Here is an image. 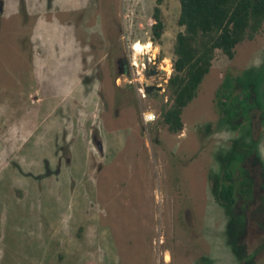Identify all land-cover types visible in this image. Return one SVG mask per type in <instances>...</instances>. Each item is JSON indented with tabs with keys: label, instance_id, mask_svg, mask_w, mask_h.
I'll list each match as a JSON object with an SVG mask.
<instances>
[{
	"label": "rangeland",
	"instance_id": "374dc122",
	"mask_svg": "<svg viewBox=\"0 0 264 264\" xmlns=\"http://www.w3.org/2000/svg\"><path fill=\"white\" fill-rule=\"evenodd\" d=\"M154 6L3 0L0 264H264V28L217 56L171 134L180 4L164 0L156 42ZM144 48L164 74L119 70ZM226 176L233 207L217 198Z\"/></svg>",
	"mask_w": 264,
	"mask_h": 264
},
{
	"label": "trees",
	"instance_id": "16d2710c",
	"mask_svg": "<svg viewBox=\"0 0 264 264\" xmlns=\"http://www.w3.org/2000/svg\"><path fill=\"white\" fill-rule=\"evenodd\" d=\"M163 2L155 0L153 42L159 41L164 31ZM179 4L180 31L173 45L172 74L166 83L169 102L160 112L161 123L171 134L183 132V112L198 96L217 56L233 59L236 47L254 40L264 28V0H179ZM217 198L226 206H234L235 187L229 176Z\"/></svg>",
	"mask_w": 264,
	"mask_h": 264
},
{
	"label": "flooded vegetation",
	"instance_id": "af4514ba",
	"mask_svg": "<svg viewBox=\"0 0 264 264\" xmlns=\"http://www.w3.org/2000/svg\"><path fill=\"white\" fill-rule=\"evenodd\" d=\"M3 10V0H0V13H2ZM134 48V47H133ZM151 50V49H150ZM144 56H146V61H143ZM152 56V57H151ZM138 61H142L141 66L137 65ZM118 68L121 72H128L133 66H136L137 73H142L145 76V73L151 72L153 70L158 71V57H154V55L150 54V56H147L145 53H141L138 55V57H135V61L133 60L130 53L128 54L125 52L122 56H120L116 61ZM141 71V72H138ZM160 75H155L152 77L145 76V79L149 78H155L159 77ZM157 85L154 83L147 84L144 87L145 97L151 93H154L156 90L151 89V87H156ZM158 87V86H157ZM166 256H164V260L166 261Z\"/></svg>",
	"mask_w": 264,
	"mask_h": 264
},
{
	"label": "built area",
	"instance_id": "2783aa9c",
	"mask_svg": "<svg viewBox=\"0 0 264 264\" xmlns=\"http://www.w3.org/2000/svg\"><path fill=\"white\" fill-rule=\"evenodd\" d=\"M140 94L142 97H145V92H144V89H140L139 90ZM156 119V116L149 112V111H146V112H142V120L144 123H149V122H152Z\"/></svg>",
	"mask_w": 264,
	"mask_h": 264
},
{
	"label": "water",
	"instance_id": "95a60500",
	"mask_svg": "<svg viewBox=\"0 0 264 264\" xmlns=\"http://www.w3.org/2000/svg\"><path fill=\"white\" fill-rule=\"evenodd\" d=\"M143 61H146V56H144V59H143ZM141 63H142V61H138V65H139V67L141 66ZM164 70H153V71H151V72H147V73H145V76H149V77H152V76H155V75H160V74H164ZM151 89H154V90H156V91H160L161 90V87H151Z\"/></svg>",
	"mask_w": 264,
	"mask_h": 264
},
{
	"label": "bare ground",
	"instance_id": "6f19581e",
	"mask_svg": "<svg viewBox=\"0 0 264 264\" xmlns=\"http://www.w3.org/2000/svg\"><path fill=\"white\" fill-rule=\"evenodd\" d=\"M149 47H150V46H149ZM142 50H143V49H142ZM146 51H147L146 48H144V50H143L142 52H143V53H146ZM137 64H138V63H137Z\"/></svg>",
	"mask_w": 264,
	"mask_h": 264
}]
</instances>
